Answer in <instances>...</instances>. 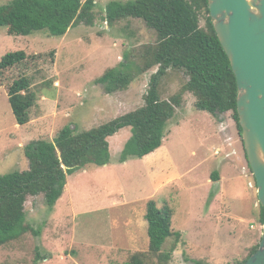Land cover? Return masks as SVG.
I'll return each instance as SVG.
<instances>
[{
  "label": "rangeland",
  "instance_id": "rangeland-1",
  "mask_svg": "<svg viewBox=\"0 0 264 264\" xmlns=\"http://www.w3.org/2000/svg\"><path fill=\"white\" fill-rule=\"evenodd\" d=\"M95 1V23L78 24L64 36L44 30L9 35L0 26V61L11 51L29 55L8 82L27 75L38 97L31 121L15 126L0 70V175L29 168L25 148L32 140H54L65 126L81 132L144 105L158 67L112 93L97 80L119 66L126 53L133 66L141 63V50L156 41L157 33L139 18L108 23V2L127 0ZM188 80L175 69L162 78L161 96L181 94V104L168 123L164 144L149 156L120 161L132 135L127 126L109 137V163L69 174L54 207L43 194L29 195L25 211L33 229L0 246V264H122L131 253L149 248L150 199L171 211L173 230L181 235L164 244V250L174 249L170 264L243 262L263 230L254 175L232 112L213 115L196 109L194 95L182 92ZM151 155L152 168L147 163ZM214 173L220 180H214Z\"/></svg>",
  "mask_w": 264,
  "mask_h": 264
},
{
  "label": "trees",
  "instance_id": "trees-1",
  "mask_svg": "<svg viewBox=\"0 0 264 264\" xmlns=\"http://www.w3.org/2000/svg\"><path fill=\"white\" fill-rule=\"evenodd\" d=\"M96 5L95 0H13L0 4V26L6 27L9 35L44 30L53 36H64L78 24L93 25ZM105 11L104 18L110 25L127 18H139L157 33L156 41L141 50V63L133 66L131 55L126 53L119 66L107 69L97 80L112 93L127 89L139 75L158 67L151 76L144 105L81 132L65 126L54 140L30 141L25 148L29 168L0 175V246L33 229L25 211L29 195L43 194L48 205L54 207L63 196L69 174L89 165L109 163V137L122 128L128 126L132 131L119 157L122 162L131 157L143 158L164 144L168 123L176 106L181 104V94L171 98L161 96V81L169 69L184 71L189 76L182 92L194 95L196 109L213 115L231 111L242 136L237 80L210 16L209 0L110 1ZM203 17L205 25L201 24ZM28 58L25 50H18L6 53L0 61L2 82L17 123L21 125L31 120L37 93L32 89L29 76L21 75L12 82H8V78L15 74L16 66ZM245 154L248 159L246 150ZM249 167L251 169L250 164ZM213 177L220 179L219 173H214ZM261 208L263 222L264 208ZM146 218L150 237L148 250L131 253L122 264H170L174 249L166 251L164 244L171 236H181L173 230L171 211L160 208L155 199H150ZM258 247L259 242L250 248L245 260Z\"/></svg>",
  "mask_w": 264,
  "mask_h": 264
},
{
  "label": "water",
  "instance_id": "water-1",
  "mask_svg": "<svg viewBox=\"0 0 264 264\" xmlns=\"http://www.w3.org/2000/svg\"><path fill=\"white\" fill-rule=\"evenodd\" d=\"M209 9L236 76L242 138L264 208V0H209ZM240 264H264V221L259 247Z\"/></svg>",
  "mask_w": 264,
  "mask_h": 264
},
{
  "label": "crops",
  "instance_id": "crops-1",
  "mask_svg": "<svg viewBox=\"0 0 264 264\" xmlns=\"http://www.w3.org/2000/svg\"><path fill=\"white\" fill-rule=\"evenodd\" d=\"M8 98H9V97H8ZM30 121H31V120H30ZM30 121H29V122H30ZM29 122H28V123H29ZM26 124H27V123H26ZM26 124H25V125H26ZM18 125L21 126V124L15 123V126H18ZM22 126H23V125H22ZM221 128H222V130H223V128H224L223 125H221ZM221 128H220V129H221ZM24 140H25V139H24ZM24 143H25V141H24ZM148 156H149V155H148ZM152 156H153V155H151V156L149 157L148 160L145 159V160H147L148 166H150L151 168L153 167V164H154V162H155V161H154V157L152 158ZM248 178H249V177H248ZM219 180H220V179H219ZM252 180H253V179H252ZM67 183H68V181H67ZM64 193H65V192H64ZM60 199H61V198H60ZM116 246H117V244H116ZM116 246H115V247H116ZM115 247H114V248H115ZM120 248H121V247L118 245V246H117V249H120ZM112 249H113V247H112Z\"/></svg>",
  "mask_w": 264,
  "mask_h": 264
}]
</instances>
